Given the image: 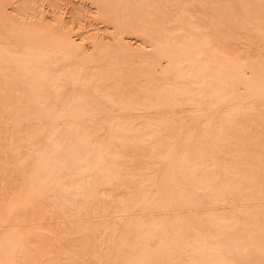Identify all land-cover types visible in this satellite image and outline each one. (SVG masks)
I'll list each match as a JSON object with an SVG mask.
<instances>
[{"label": "bare ground", "instance_id": "obj_1", "mask_svg": "<svg viewBox=\"0 0 264 264\" xmlns=\"http://www.w3.org/2000/svg\"><path fill=\"white\" fill-rule=\"evenodd\" d=\"M0 264H264V0H0Z\"/></svg>", "mask_w": 264, "mask_h": 264}]
</instances>
